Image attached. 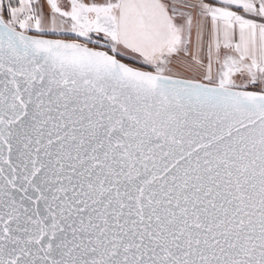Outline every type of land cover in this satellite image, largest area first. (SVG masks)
I'll return each mask as SVG.
<instances>
[{"label":"snow or ice","instance_id":"obj_1","mask_svg":"<svg viewBox=\"0 0 264 264\" xmlns=\"http://www.w3.org/2000/svg\"><path fill=\"white\" fill-rule=\"evenodd\" d=\"M0 264H264V0H0Z\"/></svg>","mask_w":264,"mask_h":264}]
</instances>
